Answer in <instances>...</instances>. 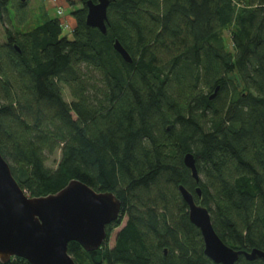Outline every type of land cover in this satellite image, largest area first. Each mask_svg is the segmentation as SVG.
<instances>
[{"label": "trees", "instance_id": "1", "mask_svg": "<svg viewBox=\"0 0 264 264\" xmlns=\"http://www.w3.org/2000/svg\"><path fill=\"white\" fill-rule=\"evenodd\" d=\"M87 1L70 38L60 17L26 28V0H0V153L20 187L46 197L79 180L120 199L101 248L69 243L76 264H216L180 186L227 246L264 251V0H114L106 34Z\"/></svg>", "mask_w": 264, "mask_h": 264}, {"label": "water", "instance_id": "2", "mask_svg": "<svg viewBox=\"0 0 264 264\" xmlns=\"http://www.w3.org/2000/svg\"><path fill=\"white\" fill-rule=\"evenodd\" d=\"M113 1H87V25L106 34L108 8ZM114 49L132 63L130 54L118 40ZM218 90L219 87L211 100ZM184 162L198 183L194 155L187 153ZM179 191L189 207L191 223L201 231L209 259L216 264H236L244 256L249 261L260 259L264 264L262 250L242 252L227 246L216 233L209 210L199 205L183 186ZM197 193L201 197L200 188ZM121 207L115 194L97 192L79 180H72L57 194L29 197L0 153V262L6 264L13 258H22L30 264H76L68 253L69 243L76 242L89 253L97 251L107 240V227L119 219Z\"/></svg>", "mask_w": 264, "mask_h": 264}, {"label": "rangeland", "instance_id": "3", "mask_svg": "<svg viewBox=\"0 0 264 264\" xmlns=\"http://www.w3.org/2000/svg\"><path fill=\"white\" fill-rule=\"evenodd\" d=\"M81 0H26L25 9L30 14L31 22L26 26V28H31L37 24L42 23L48 17H60L62 22L65 24V31L67 35L71 38V31L75 28V21L70 17L72 11L76 8L81 7ZM75 6V7H72ZM11 15H14V11H11ZM48 15V17H47ZM33 19V20H32ZM25 28V29H26ZM227 38V36H226ZM0 40L5 41V29L3 24L0 22ZM231 50L232 44L229 41L227 44ZM64 98L66 101L71 102L72 99L69 94L65 91ZM60 160V152H57L48 162L47 166L51 168H56L57 163ZM27 196L28 193L24 191ZM30 197V196H29ZM126 218L123 219V223L119 228H116L110 236L109 246L112 247L114 245L115 237L117 233L121 230V228L125 225Z\"/></svg>", "mask_w": 264, "mask_h": 264}]
</instances>
